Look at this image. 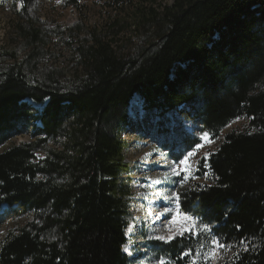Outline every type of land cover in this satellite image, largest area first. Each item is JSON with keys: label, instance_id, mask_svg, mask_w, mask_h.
<instances>
[{"label": "trees", "instance_id": "1", "mask_svg": "<svg viewBox=\"0 0 264 264\" xmlns=\"http://www.w3.org/2000/svg\"><path fill=\"white\" fill-rule=\"evenodd\" d=\"M140 1L104 5L119 14ZM38 2L14 0L20 8L0 45V150L30 137L0 153V210L33 219L0 242V264L143 258L124 251L135 222L136 166L124 135L137 129L135 97L145 118H154L151 133L186 153L200 141L168 125L181 106L212 139L248 119L247 131L225 136L201 162L208 183L181 192L180 205L231 246L223 248V264H264V0H174L158 11L138 6L100 27L51 26L36 17ZM82 2L66 0L80 13ZM128 26L139 39L122 43ZM59 42L69 53L64 68L49 61ZM200 240L189 233L149 245L166 264H209L197 257Z\"/></svg>", "mask_w": 264, "mask_h": 264}, {"label": "rangeland", "instance_id": "2", "mask_svg": "<svg viewBox=\"0 0 264 264\" xmlns=\"http://www.w3.org/2000/svg\"><path fill=\"white\" fill-rule=\"evenodd\" d=\"M105 2L106 0H83L82 13H80L68 7L66 0H39L35 9L36 17L41 21L49 22L48 24L51 26L70 27L79 22H84L86 26L100 27L111 22L114 17L122 22L138 6H143L146 9L153 8L158 11L160 6H171L174 0H141L130 11L119 14H114L113 11L106 9ZM19 8L20 6H16L14 0H0V45L5 42L10 31V24L15 20V13ZM128 28L129 26L120 36L125 38L122 39V43L128 40L136 42L139 39L138 32L134 28ZM124 46L127 47V44H124ZM50 60V65L59 68L66 67L69 62L67 47L60 42L57 43L53 48V55ZM179 68L178 65L174 68L173 79L176 78ZM27 103L33 104L30 100ZM30 106L33 110H39L32 105ZM182 108L181 106L177 109L178 111L174 110L169 114L172 122L168 125H173L177 128L176 131H185V133L193 135L200 141L199 147L197 146L193 151L194 155L189 157L185 164H180V161L188 153L182 151L181 148H175L171 139L165 142L166 147L163 146L160 138L151 133L149 124L154 121V118L151 120L145 118L144 108L138 97L134 98L130 106L132 117L135 120L139 118L136 120L137 129H129L124 134L126 140L131 144L126 156L136 166L133 185L135 201L132 207L135 222L127 229L128 243L124 250L130 254L133 252L131 250L136 251V254L138 252L143 254V258L139 260L138 264H159L160 261H157L152 254L149 242H163L155 239L156 236L160 235H172L175 239L184 234L192 233L195 236L198 234L197 236L201 239L197 251L199 260L208 261L209 264H223L226 257L223 248H218L213 244L214 236L211 229L208 227L209 230L204 231L202 227L204 224L196 217L184 214L181 211L180 194L198 184L208 183V180L204 178L208 174V166L207 164H201V162L208 160L225 136L233 132L247 131L249 128L248 119L240 118L234 121L222 132L218 139H212L210 135L203 137L205 132H203L200 122L193 118L195 114L192 113L191 115L190 112L192 111L188 108L186 113L183 110L180 111ZM174 139H178V137ZM29 141V136L19 138L6 145L0 150V153L14 144L18 145ZM173 168H176L180 174L172 175ZM165 173L169 174L167 179H165ZM157 179L162 182L156 184ZM173 192L178 194V201L168 199ZM166 209L167 211H165ZM2 215H4V212L0 216ZM186 217H192L193 219L189 220ZM32 221V216L29 214L18 218L13 215L9 217L4 215L0 224V242L6 238L9 232L16 231ZM213 253L215 254L213 255Z\"/></svg>", "mask_w": 264, "mask_h": 264}, {"label": "snow or ice", "instance_id": "3", "mask_svg": "<svg viewBox=\"0 0 264 264\" xmlns=\"http://www.w3.org/2000/svg\"><path fill=\"white\" fill-rule=\"evenodd\" d=\"M208 135H209L208 133H204V134H203V137H207ZM203 137H202V138H203ZM198 147H199V146H198ZM192 155H194V153H193V152H189V153L187 154V156H185L184 159L180 161V164H185V162L188 160V158L191 157ZM186 170H187V167H186ZM171 174H172V175H179L180 172H178V171L176 170V168H173ZM168 175H169L168 173H165V179H167ZM161 182H162V181L159 180V179H157V180L155 181L156 184H160ZM178 198H179V197H178V194L175 193V192L172 193L171 197H168V199H176L177 201H178ZM177 206H178V205H177ZM165 211H167V209H166ZM186 219L192 220L193 218H192V217H186ZM202 227H203L204 231H208V230H209L207 225H202ZM197 235H198V234H197ZM155 239L167 243V242H170L172 239H174V236H172V235H169V236L160 235V236H156ZM241 243H244V242L241 241ZM213 244H214L216 247H218V248L231 247V246H229V245L221 244V243H220L217 239H215V238H213ZM190 252H191V250H190L189 252H185L184 255H185V256H188V255H190ZM214 254H215V253H213V255H214ZM159 264H166V262H165L163 259H161L160 262H159ZM192 264H195V261H194V260L192 261Z\"/></svg>", "mask_w": 264, "mask_h": 264}]
</instances>
